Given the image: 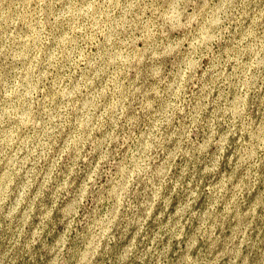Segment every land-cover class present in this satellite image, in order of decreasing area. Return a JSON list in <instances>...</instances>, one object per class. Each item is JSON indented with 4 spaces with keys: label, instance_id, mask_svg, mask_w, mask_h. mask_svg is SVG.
<instances>
[{
    "label": "rangeland",
    "instance_id": "374dc122",
    "mask_svg": "<svg viewBox=\"0 0 264 264\" xmlns=\"http://www.w3.org/2000/svg\"><path fill=\"white\" fill-rule=\"evenodd\" d=\"M0 264H264V0H0Z\"/></svg>",
    "mask_w": 264,
    "mask_h": 264
}]
</instances>
